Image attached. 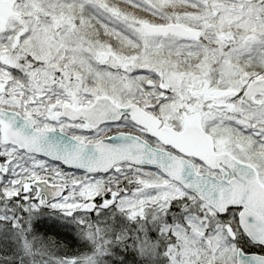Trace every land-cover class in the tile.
Instances as JSON below:
<instances>
[{
    "label": "snow or ice",
    "instance_id": "1",
    "mask_svg": "<svg viewBox=\"0 0 264 264\" xmlns=\"http://www.w3.org/2000/svg\"><path fill=\"white\" fill-rule=\"evenodd\" d=\"M0 264H264V0H0Z\"/></svg>",
    "mask_w": 264,
    "mask_h": 264
}]
</instances>
